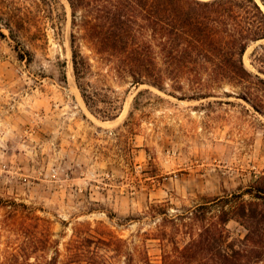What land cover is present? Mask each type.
Returning a JSON list of instances; mask_svg holds the SVG:
<instances>
[{
	"label": "rangeland",
	"instance_id": "374dc122",
	"mask_svg": "<svg viewBox=\"0 0 264 264\" xmlns=\"http://www.w3.org/2000/svg\"><path fill=\"white\" fill-rule=\"evenodd\" d=\"M128 3L98 0L85 25V10L73 22L67 0H0V200L25 206L12 217L0 203V252L18 250L38 222L58 264L75 234L94 240L85 247L93 263L98 255L110 264L160 263L171 240H187L170 218L264 174V83L217 77L210 70L225 62L216 60L196 76L166 80L164 90L132 84L87 35L93 24L114 25L113 11L136 16ZM72 36L91 64L92 107L73 76ZM242 60L264 80V39ZM111 107L112 118L96 109ZM227 228L245 233L234 220Z\"/></svg>",
	"mask_w": 264,
	"mask_h": 264
},
{
	"label": "trees",
	"instance_id": "16d2710c",
	"mask_svg": "<svg viewBox=\"0 0 264 264\" xmlns=\"http://www.w3.org/2000/svg\"><path fill=\"white\" fill-rule=\"evenodd\" d=\"M67 1L73 22L79 8L85 10L80 16L85 25L84 19L91 18L94 9L100 11L99 4L96 5L98 0ZM133 1L134 5L128 3L126 7L136 16L113 11L114 25L97 30L93 24L87 30L90 39H99V45L95 47L97 53L115 56L119 65L114 70L118 75L128 73L132 84L149 83L164 90L166 80L196 76L204 69V63L214 65L216 60L225 62L224 67L215 66L210 70L217 77L238 81L255 77L264 83L244 66L242 60L251 42L264 39V11L255 0ZM71 65L81 96L85 104L92 107L96 99L85 80L91 64L75 46L74 36L71 39ZM96 109L105 117L115 116L113 107ZM0 203L9 209L12 217H17L21 206L25 208L13 200H0ZM231 220L245 229L242 237L231 236L227 228ZM169 221L172 232L184 234L187 240L182 244L171 240L172 249L164 251L161 262L154 264H264V174L246 188L196 205ZM32 226L34 230L26 236L23 246L0 252V264H58L60 252L57 248L54 247V255L49 258L45 253V249L55 244L50 239V232L39 229L38 222ZM159 235L161 239L171 237L165 230H160ZM74 236L76 239L65 248L63 264H110V257L102 255H98L102 259L100 263L88 261L91 257L85 247L94 240L80 238L78 234ZM98 242L107 245L105 240L97 239ZM114 251L119 254L117 249Z\"/></svg>",
	"mask_w": 264,
	"mask_h": 264
},
{
	"label": "bare ground",
	"instance_id": "6f19581e",
	"mask_svg": "<svg viewBox=\"0 0 264 264\" xmlns=\"http://www.w3.org/2000/svg\"><path fill=\"white\" fill-rule=\"evenodd\" d=\"M262 7V6H261Z\"/></svg>",
	"mask_w": 264,
	"mask_h": 264
},
{
	"label": "water",
	"instance_id": "95a60500",
	"mask_svg": "<svg viewBox=\"0 0 264 264\" xmlns=\"http://www.w3.org/2000/svg\"><path fill=\"white\" fill-rule=\"evenodd\" d=\"M264 10V9H263Z\"/></svg>",
	"mask_w": 264,
	"mask_h": 264
}]
</instances>
